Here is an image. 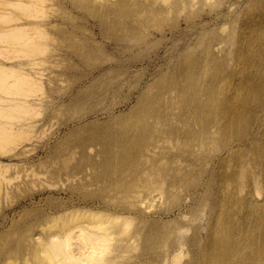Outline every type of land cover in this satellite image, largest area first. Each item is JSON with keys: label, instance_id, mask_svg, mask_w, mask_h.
I'll use <instances>...</instances> for the list:
<instances>
[{"label": "rangeland", "instance_id": "rangeland-1", "mask_svg": "<svg viewBox=\"0 0 264 264\" xmlns=\"http://www.w3.org/2000/svg\"><path fill=\"white\" fill-rule=\"evenodd\" d=\"M170 1L44 0L42 3L43 14L36 20L45 24L44 40L49 49L40 54L43 61L36 67L43 73L41 95L46 102L42 109L37 108L40 111L36 110L39 123L31 133L32 142L17 145L24 149L25 145L37 142V147L34 145L33 150L21 154V148L15 146L0 157L1 164H12L0 177V184L5 190L9 188L0 192V264H78L68 255L70 261L65 252L60 257L48 252L50 258L48 253H45L48 258L36 253L38 259L29 253L28 242L32 237L45 242L51 238L48 239L49 235L67 231L68 225L87 224L88 231L91 227L94 231L108 232L107 235L110 233L105 229L113 228L116 232H111L113 238L109 243H115V239L135 240L134 246L125 247L126 254L144 251L148 236L159 239L161 251L179 247V242L185 249L196 228L206 236L211 212L204 201L196 202L189 195L190 185L200 181V174L194 172L185 181H175L170 174L137 177L133 181L134 176L129 173L123 178L121 174H101L98 167L103 161L92 163L95 169L89 166L84 171L76 169L78 164H87L83 154L101 160L107 150L138 148V143H133L125 133L84 141L81 134L69 130L71 118L84 111L93 114L97 110L103 118L130 111L143 85L189 57L211 54L224 64L220 73L221 97L225 96L224 90L242 85L234 87L244 78L242 72L248 65H256L261 58L264 61V51H259L264 46V0H236L238 4L233 9L226 5L228 0H190L188 5L166 13L150 8L159 3L166 7ZM8 6L11 23L27 20L13 5ZM255 21L259 26L253 34L254 26L249 24ZM252 47L253 54L249 51ZM64 101L75 105L60 106ZM159 144L161 148L168 146ZM187 161L183 165L190 163ZM196 164L195 169H202V161ZM168 165L179 166L176 162ZM85 210L102 214L88 216ZM114 214L131 218L119 221L112 217ZM97 224H101V229ZM66 238L63 243L70 240ZM64 245L59 250H69ZM112 247H108L105 259L113 254ZM39 256H44V260Z\"/></svg>", "mask_w": 264, "mask_h": 264}, {"label": "bare ground", "instance_id": "bare-ground-1", "mask_svg": "<svg viewBox=\"0 0 264 264\" xmlns=\"http://www.w3.org/2000/svg\"><path fill=\"white\" fill-rule=\"evenodd\" d=\"M43 2L0 0L6 6L13 5L27 18L11 23L10 7L0 4V157L24 141L32 142L33 128L39 123L36 110L42 109L46 102L41 95L44 90L43 73L36 67L43 61L40 54L49 49L44 40L47 39L45 24L36 20L43 14ZM170 2L166 7L159 3L150 5V8L166 13L188 5L190 0ZM236 4V0H228L226 5L233 9ZM249 25L254 26L252 33L259 26L258 21ZM249 51L253 54L255 48ZM259 51H264V46ZM254 55L257 57L259 54ZM179 62L143 85L130 111L117 116L109 114L104 118L99 117L97 110L93 112L95 116L84 111L79 117L71 118L73 124L69 130L81 134L84 141L126 134L133 143H138V148L107 150L104 155H99L103 157L101 160L83 154L87 164H78L76 169L84 171L88 166L95 169L92 163L103 161L98 167L101 174H121L123 178L125 173H129L134 176L133 181L137 177L151 178L157 174H170L175 181H185L191 179L194 172L200 174V181L190 185L189 195L196 202L204 201L211 212L206 222V236L196 228L194 235L187 239L185 249L179 242V247L175 249L173 246L168 251L159 250V239L148 236L144 251L126 254L125 247L134 246L135 240L115 239V243H109L115 234L113 228L111 231V228L105 229L109 236L108 232L94 231L95 228L91 227L88 231L87 224V227L76 224L68 225L67 231L61 234L53 233V238L49 235L48 239L51 236L53 240L43 238L45 242L42 238L38 242L34 234L36 238L30 237L32 241L28 242L31 255L35 257L42 253L47 256L45 253L49 252L60 257L64 254L61 252H65L67 258L69 255L78 264H125L119 262V258L133 264H264L263 58L256 65H248L242 72L244 78L234 87L239 83L242 85L224 90V97L220 96L223 91L220 73L224 64L219 59L210 54ZM67 103L64 101L59 105L69 108L75 105ZM43 113L39 112L40 115ZM159 143H167L168 146L161 148ZM29 146L25 145L24 149L17 147L21 148L22 154L34 149ZM157 148L162 151H157ZM187 160L190 163L183 165V162H189ZM200 161L202 169H195ZM174 162L179 166L168 165ZM11 165L1 164L0 160V177ZM2 190L5 188L0 184V192ZM93 211L85 210L84 214H102ZM112 217L119 221L131 218L120 214ZM66 237L70 240L65 244L62 240ZM73 239L78 240L77 243ZM64 244L69 250L65 247L66 251L59 250ZM111 246L113 254L105 259L104 254ZM185 255L188 258L183 260Z\"/></svg>", "mask_w": 264, "mask_h": 264}]
</instances>
